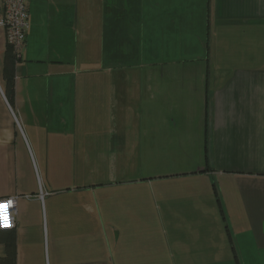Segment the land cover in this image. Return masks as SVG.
<instances>
[{"label": "crops", "instance_id": "crops-1", "mask_svg": "<svg viewBox=\"0 0 264 264\" xmlns=\"http://www.w3.org/2000/svg\"><path fill=\"white\" fill-rule=\"evenodd\" d=\"M6 50L15 264H264V0H28L14 105Z\"/></svg>", "mask_w": 264, "mask_h": 264}, {"label": "built area", "instance_id": "built-area-1", "mask_svg": "<svg viewBox=\"0 0 264 264\" xmlns=\"http://www.w3.org/2000/svg\"><path fill=\"white\" fill-rule=\"evenodd\" d=\"M0 27L4 28L7 46L11 47L16 60L21 57L28 29V0H0ZM8 205L7 211L0 208V229L15 226L14 198L0 200Z\"/></svg>", "mask_w": 264, "mask_h": 264}, {"label": "trees", "instance_id": "trees-1", "mask_svg": "<svg viewBox=\"0 0 264 264\" xmlns=\"http://www.w3.org/2000/svg\"><path fill=\"white\" fill-rule=\"evenodd\" d=\"M15 63L14 53L11 47L7 46L4 60L5 95L11 105H14L15 99ZM0 232H6V237L2 239L6 247V256L0 258V264H15V233L11 228L0 229Z\"/></svg>", "mask_w": 264, "mask_h": 264}, {"label": "rangeland", "instance_id": "rangeland-1", "mask_svg": "<svg viewBox=\"0 0 264 264\" xmlns=\"http://www.w3.org/2000/svg\"><path fill=\"white\" fill-rule=\"evenodd\" d=\"M206 53V52H205ZM140 151V150H139ZM133 168V170H134V172H135V174H137V173H141V172H143V173H147V171H146V169H148V171L151 173V175H158L159 173L156 171V169H157V167H159V166H157V165H151V164H144V163H142V160H141V156H140V153H139V155L137 156V158L134 160V162H133V160L131 161V163H126L123 167H122V165H120V168L122 169V168ZM167 167V166H166ZM106 169V166L105 165H103V166H101L100 168H99V170L101 171V172H104V170ZM153 170V171H152ZM118 171V170H117ZM119 172V171H118ZM153 172L155 173V174H153ZM214 185H218V183H217V179H215V181H214ZM217 199L215 198V201H216ZM222 211H223V209H222ZM221 215V214H220ZM222 216H225V213L223 212V215ZM221 217V216H220ZM222 218V217H221ZM226 220H227V218H226ZM230 230H231V228H230ZM232 231V230H231ZM231 234H232V232H231ZM165 235H167L166 236V238H168V239H170V238H172V230L167 226L166 227V234ZM232 237H233V235H232ZM235 247H236V250H237V246L235 245ZM237 253H238V250H237Z\"/></svg>", "mask_w": 264, "mask_h": 264}, {"label": "snow or ice", "instance_id": "snow-or-ice-1", "mask_svg": "<svg viewBox=\"0 0 264 264\" xmlns=\"http://www.w3.org/2000/svg\"><path fill=\"white\" fill-rule=\"evenodd\" d=\"M0 208H3L4 211L6 212V211H7V208H8V205H7V204H5V205H0Z\"/></svg>", "mask_w": 264, "mask_h": 264}]
</instances>
